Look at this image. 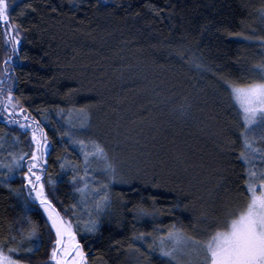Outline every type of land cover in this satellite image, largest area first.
<instances>
[{
	"label": "trees",
	"instance_id": "obj_1",
	"mask_svg": "<svg viewBox=\"0 0 264 264\" xmlns=\"http://www.w3.org/2000/svg\"><path fill=\"white\" fill-rule=\"evenodd\" d=\"M7 1L11 93L46 135L43 185L86 264H183L169 236L205 246L248 174L264 181V116L247 128L232 94L264 82V0ZM9 54L0 24V75ZM25 137L0 121V164ZM22 171L0 170V250L44 264L54 233Z\"/></svg>",
	"mask_w": 264,
	"mask_h": 264
},
{
	"label": "rangeland",
	"instance_id": "obj_2",
	"mask_svg": "<svg viewBox=\"0 0 264 264\" xmlns=\"http://www.w3.org/2000/svg\"><path fill=\"white\" fill-rule=\"evenodd\" d=\"M0 24L10 51L0 75V121L25 134L27 141V151L6 156L0 170L5 178H13L17 171L23 170L25 191L32 201L39 204L54 233L49 260L44 264H86L72 223L53 207L43 185L45 156L49 151L46 135L36 121L20 108L11 93L14 82L10 70L16 63L15 51L20 38L9 23L7 0H0ZM232 94L245 126L254 127L264 116V82L233 87ZM246 149L245 155L251 157L249 144H246ZM248 175L249 200L243 210L230 220L226 229L215 233L205 246L174 233L168 238V248L163 250L165 254L174 259L176 256V261L180 260L183 264H264V181L255 182L252 174ZM0 264L27 263L0 250Z\"/></svg>",
	"mask_w": 264,
	"mask_h": 264
}]
</instances>
